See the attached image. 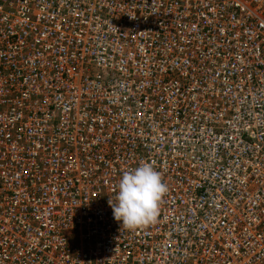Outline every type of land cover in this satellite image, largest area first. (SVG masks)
Returning <instances> with one entry per match:
<instances>
[{
    "label": "built area",
    "instance_id": "built-area-1",
    "mask_svg": "<svg viewBox=\"0 0 264 264\" xmlns=\"http://www.w3.org/2000/svg\"><path fill=\"white\" fill-rule=\"evenodd\" d=\"M263 26L264 0H0V264H264ZM142 162L169 190L129 230Z\"/></svg>",
    "mask_w": 264,
    "mask_h": 264
},
{
    "label": "clouds",
    "instance_id": "clouds-1",
    "mask_svg": "<svg viewBox=\"0 0 264 264\" xmlns=\"http://www.w3.org/2000/svg\"><path fill=\"white\" fill-rule=\"evenodd\" d=\"M168 190L162 174L150 162L125 171L117 184L116 202L109 199L115 220L129 230L155 223Z\"/></svg>",
    "mask_w": 264,
    "mask_h": 264
},
{
    "label": "bare ground",
    "instance_id": "bare-ground-1",
    "mask_svg": "<svg viewBox=\"0 0 264 264\" xmlns=\"http://www.w3.org/2000/svg\"><path fill=\"white\" fill-rule=\"evenodd\" d=\"M240 1V0H239ZM262 31H264V26L261 28ZM262 41V40H261ZM148 55H153V53H150Z\"/></svg>",
    "mask_w": 264,
    "mask_h": 264
}]
</instances>
